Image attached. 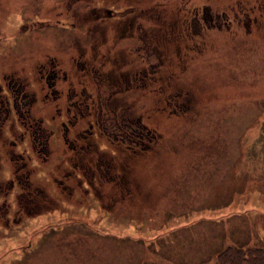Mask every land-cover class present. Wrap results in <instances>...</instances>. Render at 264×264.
<instances>
[{"label":"rangeland","instance_id":"obj_1","mask_svg":"<svg viewBox=\"0 0 264 264\" xmlns=\"http://www.w3.org/2000/svg\"><path fill=\"white\" fill-rule=\"evenodd\" d=\"M201 6L215 13L210 28ZM260 12L264 0H0V264H212L226 246L264 247V24L250 21ZM181 16L200 28L165 33L156 55L126 35ZM16 90L33 95L22 122ZM74 101L82 117L69 122ZM111 110L138 117L149 138L116 140ZM35 120L43 160L28 137ZM76 129L102 153L96 172L94 155L68 160ZM17 152L27 163L16 183ZM112 174L124 188L102 180Z\"/></svg>","mask_w":264,"mask_h":264},{"label":"trees","instance_id":"obj_2","mask_svg":"<svg viewBox=\"0 0 264 264\" xmlns=\"http://www.w3.org/2000/svg\"><path fill=\"white\" fill-rule=\"evenodd\" d=\"M179 12H182V9H180ZM213 16L215 18V15H213V12L208 7L201 6L199 18H200V21L204 23L205 28L210 27L212 25V22L210 19H212ZM144 18L148 22H150L152 19V18H146V17ZM187 18H188L187 16L186 18L181 16L180 19H176L175 25H167V22H165V20L160 21L159 19H155L157 22L156 21L152 22L151 25H148L147 27L144 28V31L142 30H140V32L137 31L135 38L136 40H139L138 35H141L142 43L146 48V55L148 56L152 54L156 55V51H155L156 46L158 45V42L160 41V39L165 36V33H166L165 40H170V36L167 33H170L173 31H174L173 34L177 35L176 37L184 36L186 32H189L192 34L196 33V30L199 29L200 27H197V26L195 27V23L189 19L187 21ZM155 32L160 33V35L156 37ZM170 35L172 34L170 33ZM145 73L146 71L144 70L140 71L139 76L141 78V83L136 84L135 87L137 88L139 87L142 89L144 88L145 82H142V79H144ZM102 79H103L102 82H105V83H107V80L109 81L108 77L102 78ZM131 86H134V85L130 83V87H125L124 89L131 88ZM22 92H23L22 90H16L17 99H19V102H20V110L16 111L15 106L12 105V110L14 111V114L18 122H22L21 114H23L22 117H25V118L31 117L28 112V106L33 100V95H28L27 97H24ZM96 99L99 100V96H96ZM98 105L99 107H101V110L102 108H106L105 100L101 102L99 100ZM169 105L171 107H175V103H173L172 100ZM111 112L115 116V118L112 117L111 127L114 131V138L116 140L124 141V142L132 141L136 145V144H139V142L143 138L146 140L149 138V135H148L149 131L147 127L141 123L138 117H131V116L122 117L118 115L116 111L111 110ZM7 115H8L7 102L4 97L3 98L0 97V125L1 123L4 122V119L7 117ZM33 123H34V127L28 132L30 145H31L32 150L37 154V156L43 160L45 159V156L47 154V146H46V136H47L46 132L47 131L45 132L44 128L40 125V120H35L33 121ZM99 130L102 131L100 128ZM36 133L38 134V138H37L38 140H36V135H35ZM87 136H88L87 133L83 135L80 133L76 137V139L73 140L72 142L67 141L72 151L69 159L70 161L72 160V155L74 153H75L74 155L80 156L81 154L82 156H85L88 159H90L91 156L94 155L95 159L93 160V165L95 167V172H96L98 170V167H100L102 164L105 165V163H104V159L99 158V156L102 155L101 151H98L94 147L95 146L94 141ZM78 140H80V142L76 143ZM74 147L77 148V150H75ZM139 150H144V149L139 148ZM9 159L13 163L12 174H13V178H15V181L17 183L16 171L19 167H22L27 163V157L23 153L17 152L15 154L9 155ZM17 162L19 165L17 164ZM107 166L109 167L108 169L113 168V164H109ZM114 174L111 175V178L102 177V180L104 182H111V184H114L115 186H119L120 188H124L125 186L122 185V183L115 182V180L113 179ZM96 175L98 178H100L99 174H96ZM23 182H24L23 188L25 187L28 188V185L26 183L27 181L23 180ZM253 255H257L260 260V264H264V247L251 246L250 248L247 249V251L244 254H242L237 247H227L226 246L224 250L217 255V257L214 259V263L212 264H233L235 262H238V260H240L243 264H249L246 260Z\"/></svg>","mask_w":264,"mask_h":264},{"label":"flooded vegetation","instance_id":"obj_3","mask_svg":"<svg viewBox=\"0 0 264 264\" xmlns=\"http://www.w3.org/2000/svg\"><path fill=\"white\" fill-rule=\"evenodd\" d=\"M214 15H215V13H213ZM221 16V15H220ZM141 20H145V18L144 17H142V16H140L139 17ZM187 21H188V18H187ZM212 21H213V18H212ZM250 21H252V22H254L255 23V26L257 27V29L258 30H260L259 28H258V24L259 23H261V24H264V12H260V13H256V15H255V18H252V20H250ZM260 21V22H259ZM229 22V21H228ZM240 24H242L244 27H245V22L244 21H242ZM206 26V25H205ZM147 27V26H146ZM144 28H145V26L143 25V24H141L140 26H138V29L134 32V31H132L131 29H127V34L126 35H128V36H132V35H136V32L138 31V32H140V30H142V31H144ZM207 28H210V27H207ZM245 29H246V27H245ZM188 31V30H187ZM248 31V30H247ZM249 32V31H248ZM189 34H192V33H189V32H186V34L184 35V36H188ZM134 35V36H135ZM193 35V34H192ZM138 37H139V40H137L139 43H140V45L141 44H143L142 43V38H141V35H138ZM183 37V36H182ZM134 39H136L135 37H133ZM89 48H90V45H89ZM76 56H78V55H76ZM76 56L75 57H72V59L74 58H76ZM78 60H74V62L76 63ZM144 74V73H143ZM145 76V75H144ZM52 78H54L55 77V75L54 74H52V76H51ZM62 78H63V76H62ZM131 79V78H130ZM130 79H129V81L128 82H126L125 83V87H129L130 86ZM33 101V100H32ZM31 101V102H32ZM96 103V105H98V103L97 102H95ZM29 106H30V104H29ZM29 106H28V112H29ZM87 107V106H86ZM78 108H80V105H78L77 103H76V101H74V102H72V103H70V102H68L67 103V105L64 107V111L65 112H68L69 114H68V116H69V118L67 119V117L65 118L66 119V121H71V122H74L75 120H81V117H82V115L79 113V111H78ZM101 110V107H99V105H98V110L95 112V119H94V122H95V124H97L98 122H101V119H100V116H101V114H102V111H100ZM89 110H88V108L86 109V112H88ZM90 126V124H88V127ZM78 129V128H77ZM76 129V130H77ZM87 134H90V133H88V130L86 129V130H84ZM29 132V131H28ZM82 134L83 135V133L81 132V130H77V131H75V133H74V137L72 138L73 140H75L76 139V137L79 135V134ZM78 139V138H77ZM65 140L66 141H68V142H72L73 140H67L66 138H65ZM95 147V146H94ZM74 149L75 150H77V148H75L74 147ZM69 157H70V155L68 156V160L70 161V159H69ZM73 167H72V169H78V171L80 172L81 171V174H83L84 175V171H85V169L83 168V166H82V164H80V163H73V164H71Z\"/></svg>","mask_w":264,"mask_h":264}]
</instances>
